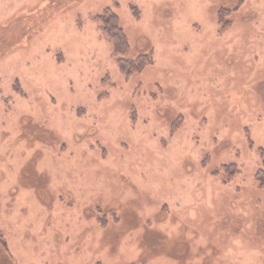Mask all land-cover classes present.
I'll use <instances>...</instances> for the list:
<instances>
[{
  "label": "rangeland",
  "instance_id": "1",
  "mask_svg": "<svg viewBox=\"0 0 264 264\" xmlns=\"http://www.w3.org/2000/svg\"><path fill=\"white\" fill-rule=\"evenodd\" d=\"M0 264H264V0H0Z\"/></svg>",
  "mask_w": 264,
  "mask_h": 264
},
{
  "label": "trees",
  "instance_id": "2",
  "mask_svg": "<svg viewBox=\"0 0 264 264\" xmlns=\"http://www.w3.org/2000/svg\"><path fill=\"white\" fill-rule=\"evenodd\" d=\"M102 22V31L112 43L114 53L117 55H124L128 52L130 44L128 37L119 23L118 15L112 9H105L99 16ZM121 68L130 74L143 68V66L151 61L149 55H140L136 60H128L119 57Z\"/></svg>",
  "mask_w": 264,
  "mask_h": 264
},
{
  "label": "crops",
  "instance_id": "3",
  "mask_svg": "<svg viewBox=\"0 0 264 264\" xmlns=\"http://www.w3.org/2000/svg\"><path fill=\"white\" fill-rule=\"evenodd\" d=\"M5 256V255H4Z\"/></svg>",
  "mask_w": 264,
  "mask_h": 264
}]
</instances>
